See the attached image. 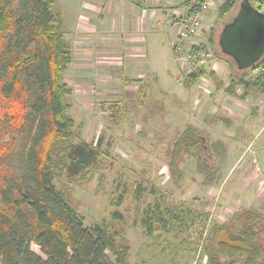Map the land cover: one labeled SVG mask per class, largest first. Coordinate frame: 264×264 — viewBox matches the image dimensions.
Wrapping results in <instances>:
<instances>
[{"label": "trees", "instance_id": "16d2710c", "mask_svg": "<svg viewBox=\"0 0 264 264\" xmlns=\"http://www.w3.org/2000/svg\"><path fill=\"white\" fill-rule=\"evenodd\" d=\"M238 1L223 0L219 16L229 14ZM250 1L264 9V0ZM54 6V0H0V263L125 264L129 245L124 239L117 240V233L99 221L85 226L84 217L70 205L66 192L53 182L58 170L65 169L71 176L92 166L96 171L94 162L103 154L101 138L92 144L73 133L75 124L67 113L66 100L70 89L64 82L72 53ZM196 8L193 5L191 13ZM207 45H193L190 54L213 51L227 63V84L214 70L206 71L200 65L186 76L187 85L207 75L216 89L229 95H237L238 86L242 97L250 90L264 93V57L257 63L263 65L260 75L248 82L245 72L237 71L229 58L219 54L212 32ZM181 149L187 153V161H195L197 173L203 177L201 183H213L219 168L214 159L208 162L206 154L221 159L224 143L208 144L200 129L186 124L170 154L168 171L173 177L183 175L177 166ZM162 200L159 195L142 213L146 233L154 231L155 224L166 229L169 222L185 227L184 218L187 227L189 222L207 220L205 214L189 209L183 213L179 208L180 212L168 215V209H161ZM180 214L184 218L179 219ZM263 239L264 214L240 206L224 223L211 227L205 252L210 263L223 256L231 264H264ZM32 243L43 256L31 249Z\"/></svg>", "mask_w": 264, "mask_h": 264}, {"label": "rangeland", "instance_id": "374dc122", "mask_svg": "<svg viewBox=\"0 0 264 264\" xmlns=\"http://www.w3.org/2000/svg\"><path fill=\"white\" fill-rule=\"evenodd\" d=\"M54 1V12L60 13L63 19L68 17L67 25L84 4V0ZM222 2L220 0L205 12L207 29L203 28L191 41L207 45L208 34L212 32L217 43L222 23L230 20L238 4L229 14L219 16ZM76 21L80 26L77 32L81 34H74L75 30L70 32V25L64 27L67 47L72 51L74 47L84 48L77 52L79 58L72 61L64 76L70 89L66 97L67 113L75 124L73 133L80 139L95 144L101 138L103 154L94 162L98 167L96 171L92 166L90 170L71 176L65 169L58 170L53 180L55 187L66 192L70 205L84 217L85 226L99 221L108 231L117 233V240L124 239L129 245L125 264H231L226 263L223 256L217 262H209L205 252L209 231L214 224L228 220L240 206L254 207L264 214V167L262 171L257 162L244 156L237 163H228L234 165L230 172L221 169L209 187L201 183L203 177L197 173L195 161H187V153L181 149L177 166L183 175L173 177L168 171L175 140L184 130L187 116L191 117L186 76L202 65L206 71L215 68L226 78L227 63L213 51L198 60H187V56L177 58L170 36L165 32L160 45L149 48V70L153 72L141 79L133 66L130 81H137V84L124 91L125 80L121 78L124 65L119 63L120 56L111 54V59L102 65L89 63L86 41L91 28L89 16L81 15ZM140 71L143 73V69ZM175 81L178 92L170 89L175 88ZM200 82L197 88L200 92L212 87L207 75ZM197 89L194 92H199ZM238 91L241 94L243 90L240 87ZM196 123L203 124L202 121ZM260 133L264 135V130ZM213 138L214 133H211L210 141ZM7 139L5 137V141ZM206 156L208 162L214 159V153ZM216 161L219 162L217 158ZM159 195L164 201L161 209H168V215H174L179 208L183 213L189 209L205 214L207 220L189 222L187 227L186 218L180 214L179 219H185V227L169 222L166 229H158L155 224V230L146 233L141 223L142 213ZM30 247L43 256L37 245L32 243ZM107 254L114 262L110 253Z\"/></svg>", "mask_w": 264, "mask_h": 264}, {"label": "crops", "instance_id": "0c3cea01", "mask_svg": "<svg viewBox=\"0 0 264 264\" xmlns=\"http://www.w3.org/2000/svg\"><path fill=\"white\" fill-rule=\"evenodd\" d=\"M196 1L84 0V4L79 6L75 17L68 20V23L72 26L70 32L75 30L76 33L74 34H81V31L77 32L78 27H80L76 24L77 17L89 16L91 28L87 31L89 34H86V41L89 44L87 48L89 63L102 65L111 59V54H118L120 56L119 63L122 64L123 62L124 65V73L121 78L125 80L124 86L122 85V90L125 91L126 88L137 84V81H130L133 66L136 67V73L141 75V79L148 72H153V70H149V48L159 46L165 32L170 36L172 46L177 22L191 13V8L196 5ZM57 14L61 17L65 39V30L67 29L64 27L69 26L66 20L68 17L63 19L60 13ZM206 16L204 22L207 20ZM82 49L84 48L74 47V51L71 50L72 60L70 64L74 59L79 58L77 52ZM141 69H143V73L140 71ZM212 70L215 71V68ZM215 72L226 85L227 77L224 78L220 76L218 71ZM202 78L204 76L192 86L186 84L187 101L190 103L189 110L191 112V117L187 116V125L191 124L200 129L206 139H209L211 133H214V138L211 141L210 139L209 142L208 139L206 140L208 144L218 140L224 143V157L218 159L214 155V159L217 158L219 161H216L219 168L217 174L223 168H225L224 172H230L234 165L230 166L228 163H237L244 156H247L249 160H254L255 163L257 162L263 171L264 135L260 132L264 130V93H256L250 90L242 97L240 96L242 93L239 94L238 91L241 86H238L235 89L237 95H229L221 89H216L209 78L208 83L212 87L204 88L205 90L200 92L197 88L200 87ZM155 80L158 83V75ZM94 82L92 80L91 84ZM140 84L139 86H141ZM173 84L175 88L170 89L172 91L176 89L178 92V82L175 81ZM196 89L199 92H194ZM204 93H206L205 96ZM221 108L222 112H220ZM197 121H202L203 124L196 123ZM228 130H230L229 134L226 133ZM260 136L263 138L259 140ZM229 166L230 168H227ZM207 186L210 187L212 184Z\"/></svg>", "mask_w": 264, "mask_h": 264}, {"label": "water", "instance_id": "95a60500", "mask_svg": "<svg viewBox=\"0 0 264 264\" xmlns=\"http://www.w3.org/2000/svg\"><path fill=\"white\" fill-rule=\"evenodd\" d=\"M217 46L237 71L253 68L264 57V9H257L250 0H239L230 20L222 23Z\"/></svg>", "mask_w": 264, "mask_h": 264}, {"label": "built area", "instance_id": "2783aa9c", "mask_svg": "<svg viewBox=\"0 0 264 264\" xmlns=\"http://www.w3.org/2000/svg\"><path fill=\"white\" fill-rule=\"evenodd\" d=\"M220 0H197L196 10L177 22L175 37L172 41V49L177 58L186 57L187 60H198L208 52H197L195 55L190 54V49L193 45H199L201 42L191 41L203 28L207 29L205 25V12L211 9ZM187 43V44H186ZM188 48V49H187ZM188 50L186 53L185 51ZM263 65L256 64L253 68L248 69L244 74L245 80L253 82L260 75Z\"/></svg>", "mask_w": 264, "mask_h": 264}]
</instances>
